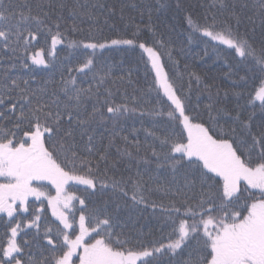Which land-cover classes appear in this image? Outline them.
<instances>
[{"label": "snow or ice", "instance_id": "1", "mask_svg": "<svg viewBox=\"0 0 264 264\" xmlns=\"http://www.w3.org/2000/svg\"><path fill=\"white\" fill-rule=\"evenodd\" d=\"M128 8L149 23L106 37ZM161 11L231 50L228 90L174 58ZM61 45L80 57L58 83L13 75L53 68ZM119 46L140 50L142 84L112 77ZM140 206L147 240L121 221ZM0 264H264V0H0Z\"/></svg>", "mask_w": 264, "mask_h": 264}, {"label": "trees", "instance_id": "2", "mask_svg": "<svg viewBox=\"0 0 264 264\" xmlns=\"http://www.w3.org/2000/svg\"><path fill=\"white\" fill-rule=\"evenodd\" d=\"M108 2L116 4L117 7H119L121 0H108ZM125 14L131 15L134 18V23H130L127 20L120 21L118 17L114 18L110 23L116 24L117 28L113 31L105 26L104 35L106 37L120 38V36L123 35L124 38H131V33L135 31L134 25L138 24L144 27V25L149 23L147 16L141 18L137 12L131 8L125 9ZM69 24H71L70 20ZM153 26L161 33V38L169 44L170 48L173 50L174 58L180 61L181 66L188 64L193 71L197 72L203 78L205 83L218 86L222 91L228 90L231 87L232 80L235 79V77L229 79L228 73L230 69L228 65L234 63V60L231 55V50L227 49L226 46L220 45L214 50L212 43L206 44L203 41H198L189 44L187 40L186 24L179 17L173 18V14L170 11L156 13L153 16ZM82 27L86 28L87 22H85ZM141 36L144 40L151 39V33L146 30L141 33ZM71 38L78 39L79 36L71 34ZM181 49H183V51H181ZM140 54V50L138 49L132 50L128 48V46H119L111 50H105L102 54V60L107 66L111 67V75L114 79L122 76L127 79L126 74L128 71H131L132 79L142 84L145 79V70L143 64L139 63ZM78 57H80L79 52L67 48L66 45H62L58 48V57L53 68H35L34 71L30 72L29 69L18 67L13 69V75L24 78H29L30 75L34 76L35 79L30 80L33 87H36L38 83H44L49 80L58 83L62 72L67 76L68 68L74 67L78 63ZM5 63H7V61H5ZM61 65H63V68H61ZM73 75H75V73H73ZM85 86H87V84H85ZM117 86L121 91L124 89H127L129 92L132 91L131 85L126 83L118 82ZM205 98L206 93L201 96V100L204 101ZM193 102H195V97ZM133 124V120H127L122 122L121 126L125 129H131ZM145 124L147 126V122H145ZM135 127L140 128V124L135 123ZM111 128V123H106L104 126L97 128V135L107 136L109 133L106 129ZM123 134L127 135L128 132L125 131ZM138 135L141 141H143V131L138 133ZM77 194L83 195L84 193L77 190ZM153 198L159 199L158 196H154ZM47 218L49 221L54 220V217H51L50 210H48ZM121 221L127 226L126 230L133 234L142 230L146 240L151 238L148 236L149 232L153 235L157 233L156 220L152 214V210H145L143 206L139 208L122 209Z\"/></svg>", "mask_w": 264, "mask_h": 264}, {"label": "rangeland", "instance_id": "3", "mask_svg": "<svg viewBox=\"0 0 264 264\" xmlns=\"http://www.w3.org/2000/svg\"><path fill=\"white\" fill-rule=\"evenodd\" d=\"M62 46V45H61ZM61 46H58V48H60Z\"/></svg>", "mask_w": 264, "mask_h": 264}]
</instances>
